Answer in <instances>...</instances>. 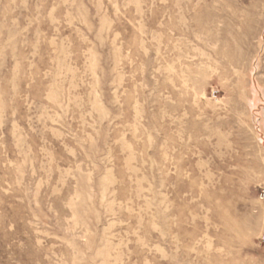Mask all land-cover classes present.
<instances>
[{
  "label": "rangeland",
  "instance_id": "374dc122",
  "mask_svg": "<svg viewBox=\"0 0 264 264\" xmlns=\"http://www.w3.org/2000/svg\"><path fill=\"white\" fill-rule=\"evenodd\" d=\"M0 264H264V0H0Z\"/></svg>",
  "mask_w": 264,
  "mask_h": 264
}]
</instances>
